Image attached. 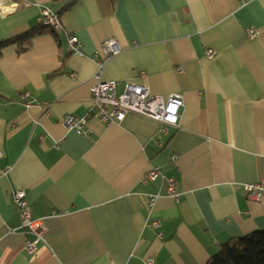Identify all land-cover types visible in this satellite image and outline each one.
Masks as SVG:
<instances>
[{"label":"crops","instance_id":"obj_1","mask_svg":"<svg viewBox=\"0 0 264 264\" xmlns=\"http://www.w3.org/2000/svg\"><path fill=\"white\" fill-rule=\"evenodd\" d=\"M70 1L0 0V40L39 25L43 6L58 12ZM59 16L83 55L64 31L0 54V264H206L222 244L264 229V198L243 190L264 177V0H77ZM109 38L121 52L103 80H118L119 92L139 81L184 96L180 127L160 144V122L134 112L121 123L90 117L87 136L60 121L90 109L93 57ZM155 166L164 177L141 185ZM165 177L177 180L179 201ZM14 189L47 224L35 254L24 250L32 236Z\"/></svg>","mask_w":264,"mask_h":264},{"label":"built area","instance_id":"obj_2","mask_svg":"<svg viewBox=\"0 0 264 264\" xmlns=\"http://www.w3.org/2000/svg\"><path fill=\"white\" fill-rule=\"evenodd\" d=\"M39 23L52 27L56 32L64 31L68 35L67 43L71 53L83 55L84 51L80 39L75 34H70L63 26L60 16L56 10L49 6H43L39 16ZM257 30L248 28L250 35L256 34ZM121 52L115 38L105 40L99 53H96L93 59L98 65L96 82L92 87V104L85 115L78 116L67 114L61 118V122L68 130L76 131V133L87 136L89 131L86 128V123L90 117L98 118L99 120L111 123H121L128 113H138L160 122V127L156 133V142L160 144V138L170 133V128L180 127L182 109L185 106V100L182 93H170L167 96L151 93L147 85L139 81H128L122 92L118 91L120 82L118 80H103L101 72L105 63L112 57ZM208 57H213L215 51L212 48L207 49ZM178 72H183V68L177 67ZM72 78L77 77V73H71ZM146 77L145 71H140L137 75L138 80ZM24 97H30L29 92H25ZM30 106V102H26ZM3 153L0 151V158ZM178 158L177 154L171 156L170 162L175 163ZM163 176L160 169L155 166L147 171L141 179V185L155 181L158 177ZM164 177V176H163ZM167 186L166 193L179 201L180 191L177 186V180L174 177H165ZM243 190L246 196L253 201H261L264 198V177L256 181L247 182L243 185ZM160 193L150 195V205L152 206ZM12 200L17 207L21 227L24 232L31 235L24 243V250L28 254H35L39 245L46 241L45 233L47 224L44 217H35L32 213L30 201L27 197L25 189H14L12 191ZM150 226L156 229L157 236L162 237L161 221L153 220ZM144 264H155L153 257H147Z\"/></svg>","mask_w":264,"mask_h":264},{"label":"trees","instance_id":"obj_3","mask_svg":"<svg viewBox=\"0 0 264 264\" xmlns=\"http://www.w3.org/2000/svg\"><path fill=\"white\" fill-rule=\"evenodd\" d=\"M53 1L59 2L61 0ZM76 1L71 0L58 11V14L65 13ZM46 32L52 33L56 39L59 38L58 32L52 27L39 24L28 31L0 40V54L5 48L12 45L20 54L29 49L33 38ZM206 264H264V229L256 230L222 244Z\"/></svg>","mask_w":264,"mask_h":264}]
</instances>
